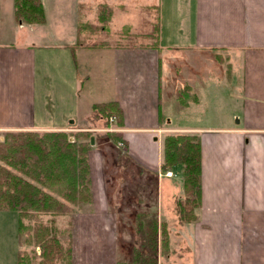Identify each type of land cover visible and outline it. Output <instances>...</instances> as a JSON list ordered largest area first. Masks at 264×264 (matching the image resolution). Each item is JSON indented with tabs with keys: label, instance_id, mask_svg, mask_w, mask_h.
<instances>
[{
	"label": "crops",
	"instance_id": "0c3cea01",
	"mask_svg": "<svg viewBox=\"0 0 264 264\" xmlns=\"http://www.w3.org/2000/svg\"><path fill=\"white\" fill-rule=\"evenodd\" d=\"M13 1L0 0V132L71 136L102 119L95 117L93 104L115 102L122 124L110 117L107 125L130 161L156 173L167 134H196L201 176L195 220L151 221L157 238L161 224L168 231L167 249L162 252L158 241L153 252L163 257L152 259L264 264V0H40L41 24L18 21ZM100 5L110 11L104 29H99ZM137 7L153 13L154 43L93 42V31L84 40L85 26L108 31L117 9L127 13ZM122 29L130 34L129 25ZM215 78L235 85L233 121L203 127L167 119V99L195 110L201 104L197 83ZM49 102L58 104L56 110ZM88 164L89 209L68 218L71 264H117L116 216L107 193L99 190L95 171L102 162L96 165L91 150ZM168 178L156 180L160 204L162 182L177 188ZM17 238L16 233L19 244ZM17 247L10 264H17Z\"/></svg>",
	"mask_w": 264,
	"mask_h": 264
},
{
	"label": "rangeland",
	"instance_id": "374dc122",
	"mask_svg": "<svg viewBox=\"0 0 264 264\" xmlns=\"http://www.w3.org/2000/svg\"><path fill=\"white\" fill-rule=\"evenodd\" d=\"M151 14L153 13L141 8L139 9L138 7L129 8L127 13H123V11L117 9L109 25L110 30H97L96 28L85 26L84 30H82L83 38L85 41H89L86 36L93 31L92 34L96 33L90 39L93 42L99 41V43H102L106 41L109 44L115 45L119 43H154L157 40V37H155L157 33H155L153 24L151 23L154 18ZM124 25H129L130 34L126 36V31L122 29ZM147 33L150 34L148 38L145 37ZM162 60H164V56H162ZM39 78L40 75L38 76L37 71L36 79L38 80ZM202 79L204 78L200 76L199 80ZM218 80V78H215V81L206 79L197 83L201 104L195 107V110L193 108L186 110L173 98L167 99L163 104L167 119L174 125L203 127L224 125L231 122V114L238 108L237 99L234 97L235 85H232L228 81L223 84L221 79L218 83ZM182 92L185 93L184 90ZM49 103L53 107L51 109L53 111L54 109L56 110V105L58 104ZM91 122L93 121L91 120ZM95 123L97 126L96 124L90 125V131L69 135L68 139L69 141H74V138H76L80 142L88 143L90 137L93 136L94 144L93 147L89 144V151L91 150V157L93 160L95 159L96 165L100 159L102 162V167L100 169L97 168L95 171V179L100 183V192L104 191L107 193L109 206L115 212L118 260L127 264H146L145 261L148 257L150 259L153 257L160 259L163 257V254H156V256L151 250L153 235L150 232L149 223L153 220L160 222L165 218L169 222L174 223L178 219L177 215H174L173 210L176 208V201L183 197L181 188L182 176L179 171L169 175L162 170L156 173L135 165L130 161L126 147L124 149V146L119 144L121 143L120 138L114 136L112 132L114 128L112 129L107 125L106 119H95ZM9 132L19 131L0 132V142H2L4 134ZM64 133L69 134L67 132ZM77 134L81 136L75 137ZM158 178H168L177 183L176 189H170L166 188L165 183L162 182V185L165 187L162 186L161 188L162 195L164 194L161 204L158 197L155 199V193L158 190L156 186ZM49 193L56 196L55 193ZM170 193L173 194L171 195ZM91 200L92 198L89 203L83 204L65 202L69 207V211L66 214L55 216L42 214L37 216V218L34 217L31 221L23 218V222L30 227H33L36 221H43L48 225H52L57 239L66 247L71 244L72 235L68 218L73 213L89 209ZM158 209H161V215ZM17 216L16 212L9 211L5 207H1L0 209V264L13 263L16 246H18L20 255L31 259V264H43L39 247L25 243L28 233L23 231L22 237L19 238L18 232H16ZM16 233L19 244L16 242ZM159 239L157 238V243ZM63 263L57 260L54 264Z\"/></svg>",
	"mask_w": 264,
	"mask_h": 264
},
{
	"label": "trees",
	"instance_id": "16d2710c",
	"mask_svg": "<svg viewBox=\"0 0 264 264\" xmlns=\"http://www.w3.org/2000/svg\"><path fill=\"white\" fill-rule=\"evenodd\" d=\"M13 5L18 21L29 24L44 22L40 0H14ZM98 10L99 29H104L110 11L105 5H100ZM180 101L184 103V98ZM91 110L97 118L108 121L113 117L116 125L122 124V112L115 102L93 104ZM68 137L69 134L64 132L19 131L5 133L0 142V209L5 207L17 213L19 238L23 231L28 233L25 243L39 247L43 264H54L57 260L70 264L71 244L64 247L57 239L52 225L36 221L30 227L24 224L23 218L31 221L42 214H66L69 211L66 203L83 204L89 203L91 199L88 164L90 141L80 142L76 138L69 141ZM160 169L164 173L180 172L183 198L176 201L178 219L182 223L195 220L194 210L199 203L201 176L199 136L189 133L166 135L163 139ZM150 232L153 235L151 250L154 252L157 245L155 222L151 223ZM167 244L168 231L165 224H161L159 245L162 252L167 249ZM145 263L155 264L149 257ZM17 264H31V259L18 253Z\"/></svg>",
	"mask_w": 264,
	"mask_h": 264
},
{
	"label": "water",
	"instance_id": "95a60500",
	"mask_svg": "<svg viewBox=\"0 0 264 264\" xmlns=\"http://www.w3.org/2000/svg\"><path fill=\"white\" fill-rule=\"evenodd\" d=\"M90 144H93V136L90 137Z\"/></svg>",
	"mask_w": 264,
	"mask_h": 264
},
{
	"label": "built area",
	"instance_id": "2783aa9c",
	"mask_svg": "<svg viewBox=\"0 0 264 264\" xmlns=\"http://www.w3.org/2000/svg\"><path fill=\"white\" fill-rule=\"evenodd\" d=\"M121 144V143H120ZM167 174H169V175H171V173L170 172H166Z\"/></svg>",
	"mask_w": 264,
	"mask_h": 264
}]
</instances>
